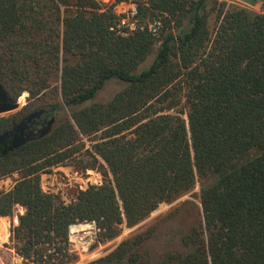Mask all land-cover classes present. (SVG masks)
<instances>
[{"label":"trees","instance_id":"obj_1","mask_svg":"<svg viewBox=\"0 0 264 264\" xmlns=\"http://www.w3.org/2000/svg\"><path fill=\"white\" fill-rule=\"evenodd\" d=\"M133 1L141 19L162 20L157 35L112 30L118 16L97 0H0V84L12 98L29 93L0 116V133L33 108L55 120L0 156V178L21 174L0 193V215L25 207L14 240L31 264H73L71 225L94 222L111 240L199 182L203 223L181 237L185 251L154 264H264V3ZM111 80L126 86L96 102ZM84 148L103 182L68 203L44 191L41 173ZM8 226L0 217V241ZM152 234L89 264H151Z\"/></svg>","mask_w":264,"mask_h":264},{"label":"rangeland","instance_id":"obj_2","mask_svg":"<svg viewBox=\"0 0 264 264\" xmlns=\"http://www.w3.org/2000/svg\"><path fill=\"white\" fill-rule=\"evenodd\" d=\"M226 1L242 3L238 0ZM251 8L256 11H262L263 5L259 3ZM213 24L214 21L211 19L210 26L212 27ZM151 59L152 56H150L141 67L149 64ZM125 86L126 83L124 82L111 80L98 93L95 101L106 102ZM28 96L29 93L27 91L23 92L19 96L21 101L20 108L5 114H0V116L11 115L22 110L29 102ZM61 114L63 116H69V110L65 109ZM54 121V118H51L50 123L43 129H50ZM84 141L87 147H89V141L87 139H84ZM89 161H91L90 155L85 153L84 148L80 153L74 156V159L66 163L52 166L49 170L42 172L41 186L43 190L58 193L61 198L68 203L76 198L81 189H86L91 184H101L104 180L102 166L100 163H97L95 168L85 167L88 165ZM100 161L102 162L101 159ZM20 176V173L15 172L0 178V193L12 189ZM13 211L12 215H0V217L8 218L9 222L6 239L0 241V255L2 256L3 253L9 252L8 256L5 255L4 257L6 264H31L32 259L26 258L19 252L14 240V230L18 225L19 216L25 212V207L20 204H15L13 206ZM202 223L203 210L200 202V184L197 182L196 186L190 192L180 196L173 202L167 203L159 211H153L147 218L138 224L129 227L123 223L121 225L120 234L111 240L100 241L98 239V228L94 222L73 224L89 225L86 229L74 232L72 227H70V241L73 250L78 255L77 261L73 264H89L111 252L124 239L147 229H152L153 234L145 241L142 250L147 251L151 264H154L161 260L169 251H185L186 248L182 244L181 237L190 232L194 226H200Z\"/></svg>","mask_w":264,"mask_h":264},{"label":"built area","instance_id":"obj_3","mask_svg":"<svg viewBox=\"0 0 264 264\" xmlns=\"http://www.w3.org/2000/svg\"><path fill=\"white\" fill-rule=\"evenodd\" d=\"M105 7H111L118 16L117 22L111 27L118 33L128 34L135 30H148L154 35H157L162 27V20L146 19L143 20L139 16L137 4L133 0H97ZM167 203H160L154 212L162 209Z\"/></svg>","mask_w":264,"mask_h":264},{"label":"water","instance_id":"obj_4","mask_svg":"<svg viewBox=\"0 0 264 264\" xmlns=\"http://www.w3.org/2000/svg\"><path fill=\"white\" fill-rule=\"evenodd\" d=\"M250 7H254L259 3H264V0H238ZM21 105V101L20 98H12L9 93L7 92V90L0 84V114H5L7 112L13 111V110H18L20 108ZM37 113V112H36ZM35 114V112L30 113L27 116V119H30L33 115ZM24 122H21L20 124L16 125L14 127V129H23ZM44 130V129H39V131H29L27 133H23L20 136H18L17 134L15 135V137L13 139L10 140V144L9 146L4 149V152H6L7 150H11L13 148H17L19 146H21L23 143H25L27 140L33 138L34 136H36L37 134H44L48 131ZM13 134V131H9V132H5L3 134H0V140L7 138L10 134ZM72 227V226H71Z\"/></svg>","mask_w":264,"mask_h":264},{"label":"flooded vegetation","instance_id":"obj_5","mask_svg":"<svg viewBox=\"0 0 264 264\" xmlns=\"http://www.w3.org/2000/svg\"><path fill=\"white\" fill-rule=\"evenodd\" d=\"M33 112H35V114L30 119H27V116ZM50 119L51 117L47 116L45 110L43 109L36 108L29 110L17 124L13 125L12 129L0 133L3 134L5 132L13 131V134L11 133L7 138L0 140V156L6 154L9 151L7 150L6 152H4V149L9 146L10 140L13 139L16 134L20 136L21 134H25L29 131L37 132L39 131V129H43L44 127H46L50 123ZM21 122H24L22 126L23 129H14V127Z\"/></svg>","mask_w":264,"mask_h":264}]
</instances>
